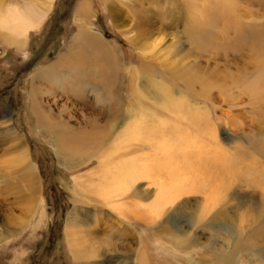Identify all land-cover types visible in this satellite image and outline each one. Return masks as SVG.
I'll return each instance as SVG.
<instances>
[{
	"label": "rangeland",
	"instance_id": "1",
	"mask_svg": "<svg viewBox=\"0 0 264 264\" xmlns=\"http://www.w3.org/2000/svg\"><path fill=\"white\" fill-rule=\"evenodd\" d=\"M122 1L53 0L42 19L27 0L11 2L40 23L21 46L0 32V107L15 130L12 139L0 135V264H264V154L253 144L264 141V36L256 38L264 0ZM140 11L151 21L141 29ZM80 25L116 54L112 64L100 48L73 49ZM129 33L139 41L162 34L161 56L144 54ZM148 66L145 75L171 84L195 113L182 118L144 98L149 113L165 118L169 129L157 137L170 149L155 153L152 139L120 137L114 159L138 158L148 176L140 195L108 204L97 188L101 152L63 163L54 134L30 109L28 87L39 86L45 118L75 131L92 116L103 129L115 118L113 144L132 126ZM25 150L34 178L9 162ZM170 184L189 190L156 216L149 204ZM78 248L95 257L78 258Z\"/></svg>",
	"mask_w": 264,
	"mask_h": 264
},
{
	"label": "bare ground",
	"instance_id": "2",
	"mask_svg": "<svg viewBox=\"0 0 264 264\" xmlns=\"http://www.w3.org/2000/svg\"><path fill=\"white\" fill-rule=\"evenodd\" d=\"M117 1L119 3L123 2L122 0H117ZM11 2L12 0H0V32L1 30H5L6 31V33H4L5 39L6 40L13 39L14 41L18 42V44L21 46L24 44L23 39L25 35L27 34L28 29L32 26H37L40 23V20L39 22L36 23L35 18L34 19L30 18V16L33 17V15L29 16L28 13L25 11V8L20 7L19 6L20 4L17 6H13ZM27 2L30 3V5L34 6L36 9L40 10V12L42 13L41 14L42 16L40 18L42 19V17L46 15L48 11L50 10L53 0H27ZM86 12L87 10L85 7L80 9V15H83ZM139 14L137 15V18H138V21L136 20L137 24H134V23L133 24L135 26H138L139 29H141L140 27H145V25L151 23V21H150V17L146 15V13L143 14V11H140ZM32 28H35V27H32ZM129 34H126L127 37L130 38L133 44L138 46L139 49H141L144 54H148V55L152 54L157 57V53L159 54L160 52L159 49H160L161 42L164 39L162 34H156L152 38H150V36H147V38L144 37L145 40L143 41H139L138 37H134L133 35H131V33ZM263 36H264V33L260 32V34H258L256 38L262 39ZM79 45H81L80 47L81 51L86 50L88 48L90 51L91 49L95 50L96 48H100L101 49L100 53L103 54L104 58L105 57L107 58L106 59L107 63L109 62L112 64V62L115 61L117 58L116 54L111 49L105 47V45L102 43V40H100L98 36L89 33L88 30L83 25H80L79 27L76 43L74 44L73 49H76V47ZM96 52L98 53L99 51H96ZM159 56H161V54H159ZM149 68L150 66L141 70V74H143L144 76H147L146 77V80H148L146 83L147 85L142 86V88L140 89L138 85L136 84L138 87V91L134 95L135 98L133 97L134 103L131 104L130 115H129L131 118L133 117V123L131 124L132 126H130L129 128L127 127L124 131L120 133L119 136H115L113 144H111L110 141H111L112 133L116 129L115 128L116 123L114 121L115 118L113 122H108V126L110 125V127L107 129L109 130L103 129V127H105L104 126L105 124L102 125L100 121H99L100 123H98V121H96L97 119L93 120L95 122L91 124L92 123L91 119H94L92 118L93 117L92 116L89 119L91 123L90 125L87 126V129L82 128L83 126L82 127L79 126L82 129L80 130L76 129L77 131H75L71 129L69 126H67V124L64 122H61V121L55 122L51 119L49 120L45 118L46 113H44V111L46 110H43V108L40 106L39 102L36 99L37 94L40 93V90L38 89L39 86L36 84H31L28 87V92L30 94V101H29L30 109L35 113L37 120H38V124L45 126V127L48 126L50 128L48 130L52 132V134H54V137L56 140L57 155L59 159L62 160L63 163L68 164L70 166H75L78 164V162L82 158L87 157L88 159H90L92 158V156H94L95 152L96 153L101 152V156H102V158L100 159L101 166L98 167V169L95 171L98 174H100V179H99L97 188L99 189V192L104 196L102 197L107 200L108 204H110V202L114 203L113 200H115L116 198L122 197L124 194L133 193V195H140L141 190H140V185H138V181L148 176L147 168H149V165L142 163L139 160L137 161L138 158L136 159L135 157H131V158L122 157L121 159L120 158L114 159L113 155L114 153H116V151H118L120 137H123V140H125L126 138H129V136H131L132 134L134 135L133 139H139V140H145V141L152 139L151 142L156 147L154 148L155 153L160 151V149L162 151H169L170 149L169 146L165 145V142L164 143L160 142L159 138L157 137L159 134L160 135L164 134L169 129V127L165 125L166 124L165 118L164 117L157 118L154 112L152 114L149 113L148 108L145 107V105L143 104L144 98H149L151 96V98L154 99L155 102L157 101L160 104V106L164 107L165 109H169V111L170 110L173 111L177 116L182 117V118H186L189 113H195V109H193L188 104L185 95L174 93L173 89L170 86L171 84H167L164 80H158V78L157 79L154 78L153 75L152 76L145 75V73H147V70ZM100 74L103 75V73L101 72ZM110 75H111V72H110ZM102 78L103 77H101V79ZM259 78L260 80L264 81V73ZM99 81L101 82V80ZM107 81L111 83L110 82L111 79ZM106 85L104 84L105 87ZM254 85H256V88H257L259 86L258 81H255ZM110 92L113 95L115 94L114 96L118 97V95L116 93H113V91H110ZM96 94L97 93H95V95ZM118 98L121 99L120 97ZM115 101H117V99ZM119 101L121 104V100ZM117 106L118 105H116V107ZM5 111L6 110L0 107V122L2 123V126H0V135L10 136L12 139V135H14L15 130L11 126V123H10L11 120L8 118L7 119L5 118L6 113H7ZM95 117L98 118L97 115ZM147 119H149L152 122L149 123L148 121H146ZM170 130L173 131V129L171 128ZM254 141L255 142H253V144L258 145L257 146L258 152L261 154H264V141L260 142V139H257ZM20 152L18 156H15V158H13V160L9 162L17 164L21 168L23 167L22 174L24 172L26 176L31 175L32 178H34L36 176L35 174L36 172H35L34 164L28 156V151L25 150V151H22L21 153ZM170 185H171L170 187H161V189L158 191V195L155 201L152 202V204H149L150 211H152V213L155 214L156 216H160L164 212V208L167 204L173 203L176 199L180 198L182 195H184V193L186 194V192L189 190L186 187H180V189L175 190L174 186H177V183H174L173 184L174 186L172 184ZM30 188L36 191L35 183H33L30 186ZM77 211H78L77 209L74 211L75 214L77 213ZM75 220L76 218L71 214L70 217H68V224L72 221H73L72 222L73 224ZM71 229L73 230V228ZM77 238L78 237H76V239ZM72 243H73L72 244L73 247L77 246L78 244L77 242H72ZM76 252H77L78 258H88L94 255V254L92 255V253L88 254L89 251L82 250V249L79 250V248L78 250H76ZM88 264H93V263L89 262ZM140 264H149V263L144 259V260H140Z\"/></svg>",
	"mask_w": 264,
	"mask_h": 264
}]
</instances>
